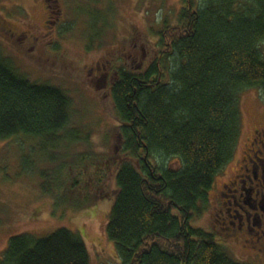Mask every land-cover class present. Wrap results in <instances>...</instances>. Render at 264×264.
I'll return each mask as SVG.
<instances>
[{"label": "trees", "instance_id": "trees-1", "mask_svg": "<svg viewBox=\"0 0 264 264\" xmlns=\"http://www.w3.org/2000/svg\"><path fill=\"white\" fill-rule=\"evenodd\" d=\"M180 1L177 22L157 32L158 57L120 70L111 86L126 156L114 187L83 204L112 200L105 234L119 264H242L190 220L235 153L241 92L264 93V0ZM70 106L64 90L30 81L0 53V140L74 133ZM0 264H89V254L77 232L60 228L11 236Z\"/></svg>", "mask_w": 264, "mask_h": 264}, {"label": "rangeland", "instance_id": "rangeland-1", "mask_svg": "<svg viewBox=\"0 0 264 264\" xmlns=\"http://www.w3.org/2000/svg\"><path fill=\"white\" fill-rule=\"evenodd\" d=\"M181 6L180 0H67L62 3L61 21L50 28L44 24L42 0H0V19L6 28L26 36L14 42L15 35L0 30L1 55L10 58L30 81L64 90L71 100L67 128L78 129L55 140H0V254L11 236L44 237L65 228L81 236L89 264H119L115 245L105 234L112 200L95 197L92 204H83L94 198L97 188L114 187L116 164L126 156L121 152L119 123L108 89L96 90L88 70L96 62L101 67L109 52L122 59L117 65L130 63V50L139 54L133 64L147 65L156 53L157 32L164 24L177 22ZM239 107L241 130L235 153L214 177L207 202L199 204L201 212L190 225L213 233L231 260L261 264L245 257L241 241L232 242L231 236L220 232L214 216L224 199L221 184L237 169L253 129L263 124L264 93L243 90ZM85 136L87 141L82 140ZM234 208L231 216H236Z\"/></svg>", "mask_w": 264, "mask_h": 264}, {"label": "flooded vegetation", "instance_id": "flooded-vegetation-1", "mask_svg": "<svg viewBox=\"0 0 264 264\" xmlns=\"http://www.w3.org/2000/svg\"><path fill=\"white\" fill-rule=\"evenodd\" d=\"M67 0H42L45 8L44 24L46 27L55 28L61 21L63 14L62 3ZM7 25L3 19H0V30L10 36H14L15 28H6ZM21 37L15 35L12 41H21ZM36 39V38H35ZM156 53L147 65L143 61L134 60L139 58L137 50H130L128 58H132L130 63L117 65L116 62L122 60L113 53H108V58H104L101 63L96 62L89 68L91 83L96 82V90H107L110 96V90L116 81L120 70L138 71L147 67L153 60L158 57V45L155 41ZM134 46V45H133ZM19 45V49H21ZM24 49V48H22ZM21 49V51H22ZM141 58H144V49ZM106 96V94H105ZM264 114V111H263ZM261 126L255 127L248 142L238 159L237 169L226 182L221 184L220 197L222 203L214 214L216 221L219 223L220 232L231 236V241L237 240L242 242L245 249V257L257 259L264 264V121ZM230 197L231 199H227ZM226 198V201H224ZM231 207H236L233 212L236 216H231ZM236 219V220H235ZM255 257V258H254Z\"/></svg>", "mask_w": 264, "mask_h": 264}]
</instances>
